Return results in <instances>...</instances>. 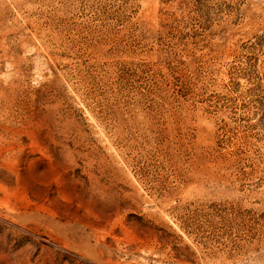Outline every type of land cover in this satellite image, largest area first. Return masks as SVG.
Segmentation results:
<instances>
[{"label": "rangeland", "instance_id": "374dc122", "mask_svg": "<svg viewBox=\"0 0 264 264\" xmlns=\"http://www.w3.org/2000/svg\"><path fill=\"white\" fill-rule=\"evenodd\" d=\"M0 264H264V0H0Z\"/></svg>", "mask_w": 264, "mask_h": 264}]
</instances>
